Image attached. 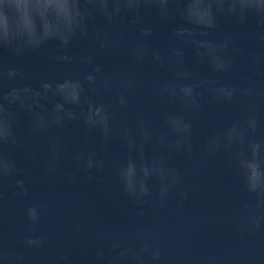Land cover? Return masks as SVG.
I'll use <instances>...</instances> for the list:
<instances>
[{
  "label": "clouds",
  "instance_id": "clouds-1",
  "mask_svg": "<svg viewBox=\"0 0 264 264\" xmlns=\"http://www.w3.org/2000/svg\"><path fill=\"white\" fill-rule=\"evenodd\" d=\"M153 12L173 25L172 43L163 50L150 43L154 29L145 22V15ZM97 17L103 27L90 28ZM221 17L241 24L253 19L259 30L255 38L264 43V0H0V50L21 56L56 41L53 58L84 69L70 79L75 92L69 95L50 81H43L40 90L20 83L26 74L0 63V201L9 192L14 196L29 192L9 151L21 145L16 124L23 114L30 121L32 136L47 138V154L41 161L47 176H57L63 162L69 160L73 171L67 174L68 181L75 182L84 172L88 180L99 183L101 177L91 173L109 167L135 206L138 220H144L147 209L163 211L173 200L179 211L180 203L189 198L183 173L172 162L174 157L189 161L223 157L246 200L242 214L245 226L250 231L264 227V109L258 103L264 101V88L253 82L235 84L224 79L236 68L241 50L233 46L230 37L210 38ZM76 38L90 40L99 52L124 50L133 66L149 61L164 69L169 75L148 88L154 99L175 104L177 110L162 116L158 131L152 126V117L144 113L137 115L134 126L117 125V113L129 109L132 94L144 85L135 71L105 72L92 55H68L66 50ZM189 50L196 64L206 66L209 76L199 78L186 65ZM249 63L258 74L264 58L253 54ZM105 94L111 96V102L100 99ZM205 97L225 106L238 103L242 115L205 137L197 152L193 117L202 111ZM43 98L55 102L51 111H41ZM85 101L82 112L72 111ZM78 118L86 134H99L101 151L73 153L65 145L58 133ZM113 142L125 150L124 157L108 158ZM149 149L154 151L151 158L147 156ZM25 213L27 230L35 233L40 212L36 206H28ZM21 243L26 248H40L48 241L42 235H28ZM14 255L4 250L0 258L7 261ZM93 256L94 264H163L161 249L150 236L136 230L102 232Z\"/></svg>",
  "mask_w": 264,
  "mask_h": 264
},
{
  "label": "water",
  "instance_id": "water-1",
  "mask_svg": "<svg viewBox=\"0 0 264 264\" xmlns=\"http://www.w3.org/2000/svg\"><path fill=\"white\" fill-rule=\"evenodd\" d=\"M145 22L154 29L150 38L152 47L166 49L172 43L173 25L161 20L154 12L145 15ZM97 27H103L99 17L90 24V28ZM258 31L251 18L243 24L231 18L218 19V27L210 38L230 37L233 46L241 50L236 57V68L224 77L226 82H253L264 88V65L257 74L249 63L253 54L264 58V43L255 38ZM57 48L56 41H48L41 48L21 56L0 50V63L24 72L26 79L20 83L40 90L43 81H50L58 90L71 95L75 92V85L70 79L84 69L77 64L57 62L53 58ZM66 53L70 56L92 55L94 63L105 72L131 70L137 73L144 86L132 94L129 109L117 113V125L127 123L134 126L137 115L144 113L152 117V126L158 131L162 116L177 110V105L163 104L150 94L148 86L169 74L149 61L133 66L124 50L99 52L90 40L79 38L73 40ZM185 62L199 78L210 75L206 66L194 62L190 50L186 52ZM100 99L111 102L108 94ZM54 103L47 98L41 99V111H51ZM258 103L264 109V101ZM85 105L86 101L72 111L79 114ZM241 115L238 103L225 106L205 97L202 111L193 117L194 149L198 152L205 137ZM30 127L28 117L21 114L16 124L21 145L9 151L22 170L29 192L27 196H14L9 192L0 201V253L8 250L15 254L7 261L0 258V264H94L93 252L102 232L130 230L153 239L161 249L163 264H264V227L250 231L245 226L242 214L246 200L225 158L189 161L182 156L174 157L172 162L183 173L189 198L180 203L179 211L175 200L163 211L151 207L141 221L109 167L103 172L91 173L101 177L99 183L88 180V173L84 172L77 175L75 182L68 181L67 174L73 171L69 160L63 162L57 176H47L41 166L47 154V138L32 136ZM58 134L73 153L102 150L99 134H86L79 118L68 122ZM107 152L110 160L126 155L116 142ZM153 154L154 151L149 149L147 156L151 158ZM28 206H36L41 215L35 233L27 230L25 209ZM28 235H42L48 243L40 248H26L21 241Z\"/></svg>",
  "mask_w": 264,
  "mask_h": 264
}]
</instances>
